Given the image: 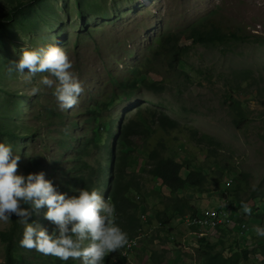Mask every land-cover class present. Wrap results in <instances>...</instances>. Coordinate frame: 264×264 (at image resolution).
Wrapping results in <instances>:
<instances>
[{
    "label": "rangeland",
    "instance_id": "1",
    "mask_svg": "<svg viewBox=\"0 0 264 264\" xmlns=\"http://www.w3.org/2000/svg\"><path fill=\"white\" fill-rule=\"evenodd\" d=\"M206 16L215 17L226 31H240L251 39L256 35L260 41L203 46L191 45V40L183 38L181 44L191 48L179 70L168 71L163 56L155 53L160 37L187 31ZM49 44L65 49L83 83L79 103L71 109L60 110L52 94L54 89L39 83L47 73H38L27 83L28 69L24 73L10 71L12 62L19 61L22 48L38 49ZM240 71L247 72L248 78L238 79L235 75ZM133 79L138 88L122 85ZM33 87L40 89L36 95L30 94ZM231 87L237 89L234 96L248 109L251 119L243 129L234 126L224 102V94ZM140 106L164 110L180 123L220 142L217 146L197 143L187 132L166 131L157 124L147 139L136 137L138 155L132 166L145 182L151 211L163 207L161 199L167 191L144 168L148 167V152L162 142L165 157L189 161L190 168L212 175L203 192L191 186L178 192L190 198L198 212L208 206H225L234 198L235 189L243 199L254 196L248 204H257L258 209L250 215L236 209L248 224L243 240H238L235 232L205 234L211 243H219L216 249L235 250L238 241L256 244L260 237L254 229L264 226V0H0V130H7L1 142L11 145L17 138L18 146L13 151L20 155L18 175L26 177L42 171L58 192L69 196L70 192L60 187L70 178L67 169L73 166L65 160L72 151L65 153L59 143L64 123L78 121L80 126L71 131L79 137L91 132L94 125L87 121L91 109L99 107L103 122L115 120L119 125L133 117ZM8 132L17 137L11 139ZM33 159L39 164L31 163ZM89 160L93 162V158ZM230 179L226 188L225 182ZM102 196L110 201L108 190ZM46 211V207L40 209L31 223L46 228L49 234H58L57 227L49 228ZM202 215H207V210ZM10 225V220L0 222V231ZM172 226L171 235L156 228L143 231L137 246L122 255L125 259L121 264H148L149 253L164 248L169 264H197L199 244L195 235L183 219L175 217ZM26 256L35 264H43L32 252ZM5 257V244L0 239V264L5 263ZM43 258L52 264L53 258ZM262 259L257 256L249 264L262 263Z\"/></svg>",
    "mask_w": 264,
    "mask_h": 264
},
{
    "label": "trees",
    "instance_id": "2",
    "mask_svg": "<svg viewBox=\"0 0 264 264\" xmlns=\"http://www.w3.org/2000/svg\"><path fill=\"white\" fill-rule=\"evenodd\" d=\"M253 36L251 39V36L240 31H226L215 17L206 16L187 31L163 34L155 53L163 56L168 71L175 72L179 70L180 64L184 63V58L191 48L189 44H181L183 38L191 40V45L217 46L231 45L233 41H260L259 36ZM246 75L247 72L240 71V74L235 76L245 80L248 78ZM144 84L147 88L153 89L146 81ZM122 85L132 89L138 88L137 80L134 79L125 81ZM236 91L235 87H231L224 94V102L231 111L233 116L231 120L234 126L237 129H243L251 119L247 115L248 109L244 108L242 101L234 96ZM99 109V107H95L89 111L90 118L87 121L94 122V125L91 127V132H87L88 134L84 133L78 137L71 131V129L75 130L76 126H80L78 121L64 123L63 137L59 139V143L65 153L72 151L73 155L65 158V160L73 162V166L67 169V176L70 178L62 182L61 189L70 192L69 197L78 195V190L82 188L88 190L95 188L101 194L104 190H108V198L116 208V222L127 233L128 241L133 242L132 246L134 247H131L130 250L137 246V240H133V238L140 236L143 231L148 229L156 228L158 232L171 235L174 230L172 220L175 217L179 218L180 221L183 219L184 224L188 226L187 215H190L191 218H197L198 213L201 214L203 210L200 212L195 210L190 198L179 195L178 192L189 186L203 192L210 185L212 175L203 170L190 168L189 161L179 162L172 157H165L163 154L165 146L159 142L156 147L148 152V167L144 169L167 192L161 199L163 207H157L151 211L146 200L148 196L145 182L142 175L132 166V161H135L138 155L136 154L135 138L140 136L147 139L154 128L153 125L157 124L166 131L178 129L187 132L190 139L197 143L217 146L220 145V142L210 134L180 123L164 110L140 106L133 117L116 125L115 120H110L108 123L103 122L98 112ZM5 132L0 130V142L2 133ZM7 134L11 139L17 137L14 132ZM16 139H12L13 148L18 146ZM75 142H78L76 146H74ZM89 158H93V162ZM32 161L31 163L39 164L36 159ZM31 171H33L32 167ZM225 187H229L228 181L225 182ZM235 191L234 198H231L225 205L232 209L233 221L229 225L217 227L215 232L224 235L227 232H235L238 234V240H243V233L246 229H243L242 225L247 226L248 224L236 209L242 210L241 202L248 204L254 196L243 199L240 191L237 189ZM262 199L264 200V197ZM21 207L31 211L30 205L24 204ZM255 207H251V213L254 209H258L257 204ZM36 219L37 214L33 212L28 218V222H34ZM41 220H44L43 214ZM10 222L11 225L8 229L0 231V239L5 244L6 260L4 264H35L26 256L29 252H32L35 258L38 257L41 263L48 264L47 259L43 258L44 255L35 250L23 252L19 242L22 239L25 226L19 222V217L15 215L11 217ZM53 227L57 226L49 222V228ZM190 231L196 237L195 242L199 244L198 249H196L197 264H249L257 256L264 258V237L256 240V244H252L254 247L243 241H238V248L235 250L231 247L217 250L216 247L219 243H211L205 235L207 232H198V229L194 227L190 228ZM168 235L167 239L170 241L171 238ZM154 238H150L149 241ZM223 241L222 239L220 243ZM126 246L116 252L109 253L103 264H121V260L125 259L122 253L126 250ZM49 257L53 258L52 264L78 263V260L70 259L65 262L53 256ZM148 260V264H167V262L169 264L168 250L165 248L161 251L152 250ZM262 261L264 262V259Z\"/></svg>",
    "mask_w": 264,
    "mask_h": 264
},
{
    "label": "clouds",
    "instance_id": "3",
    "mask_svg": "<svg viewBox=\"0 0 264 264\" xmlns=\"http://www.w3.org/2000/svg\"><path fill=\"white\" fill-rule=\"evenodd\" d=\"M18 62H12L11 70L24 73L25 82L33 76L47 73L39 81L41 85L54 89L53 96L60 110H67L79 103L84 92L83 83L73 71L74 64L65 49L49 44L38 49H21ZM40 89L33 87L31 95ZM20 155L15 154L10 144L0 142V222L8 223L13 215L19 217L24 231L20 246L35 250L45 256L61 261L79 260L80 264H103L109 253L128 245V235L116 222V208L106 201L95 188L80 189L78 195L67 196L58 192L44 172L18 175ZM255 191V186L253 187ZM21 203L31 206L21 207ZM47 208L45 219L55 224L58 234H49L39 224L29 223L33 212ZM245 214H251V207L241 202ZM258 237H264V227L254 229Z\"/></svg>",
    "mask_w": 264,
    "mask_h": 264
},
{
    "label": "built area",
    "instance_id": "4",
    "mask_svg": "<svg viewBox=\"0 0 264 264\" xmlns=\"http://www.w3.org/2000/svg\"><path fill=\"white\" fill-rule=\"evenodd\" d=\"M232 180H228V185H230ZM188 217V227L187 228H196L198 232H215L216 228L221 225H229L232 223V209L226 206L223 207H215L208 206L207 207V215H200L198 213V218H191L190 215ZM145 218V216L143 217ZM243 229H247L245 224L242 225ZM141 238V237H140ZM131 246L128 243L126 250L122 253L124 256L130 251ZM264 264V262L259 263Z\"/></svg>",
    "mask_w": 264,
    "mask_h": 264
},
{
    "label": "bare ground",
    "instance_id": "5",
    "mask_svg": "<svg viewBox=\"0 0 264 264\" xmlns=\"http://www.w3.org/2000/svg\"><path fill=\"white\" fill-rule=\"evenodd\" d=\"M206 210H207V208H206ZM206 210L204 209V211H203L200 215H202ZM197 218H198V217H197ZM144 219H145V218H144ZM186 225H187V224H186ZM141 236H142V234H140V236H137L136 238H133V240L136 239V240L138 241V239H139ZM129 243H130L131 246H132L133 242H132V241H129ZM126 248H127V246H126Z\"/></svg>",
    "mask_w": 264,
    "mask_h": 264
}]
</instances>
